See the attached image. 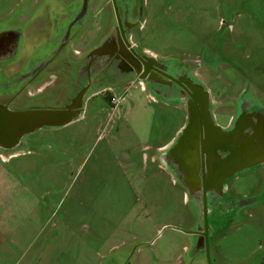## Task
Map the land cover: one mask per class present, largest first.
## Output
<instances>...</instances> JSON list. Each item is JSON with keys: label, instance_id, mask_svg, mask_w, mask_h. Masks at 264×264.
Returning <instances> with one entry per match:
<instances>
[{"label": "rangeland", "instance_id": "obj_1", "mask_svg": "<svg viewBox=\"0 0 264 264\" xmlns=\"http://www.w3.org/2000/svg\"><path fill=\"white\" fill-rule=\"evenodd\" d=\"M263 1L125 0L137 52L208 88L222 125L246 96L264 107ZM120 8V0H0V27L29 18L22 58L45 59L77 29L70 49L106 45ZM113 88L125 95L120 113L112 94L90 98L72 124L37 130L11 163L0 160L8 173L0 196L17 213L14 232L0 234V264H210L198 249V204L170 170L151 160L142 165L146 146L156 149L187 125L184 104L155 96L148 85ZM228 190L255 203L219 233L209 255L213 264H256L264 255V165L234 176Z\"/></svg>", "mask_w": 264, "mask_h": 264}, {"label": "flooded vegetation", "instance_id": "obj_2", "mask_svg": "<svg viewBox=\"0 0 264 264\" xmlns=\"http://www.w3.org/2000/svg\"><path fill=\"white\" fill-rule=\"evenodd\" d=\"M120 1L126 9L120 15L119 22L115 23L106 45L93 46L85 52L76 48L70 49L69 45L80 33L77 29L75 37H71V34L66 35L45 59H40L39 54L22 58L25 52L23 38L26 36L22 26L23 21H28L29 18L9 19L10 26L0 27V101L13 109L22 110L34 107L61 108L74 99L83 100V105L79 109L82 115L86 101L93 97L97 88L104 87V85L121 84V80H125V77L130 75L144 76L153 87L157 86V90H162L161 88L168 90L167 85H162L160 79H163L172 84L171 89L176 97L182 94L189 97L191 90L187 82L191 76L170 63L145 59L144 55L137 52L138 48L132 45L134 41L130 34L134 22L129 18L127 3L125 0ZM57 20L60 21L61 18ZM80 20L82 17L73 18L71 22ZM84 26L86 24L82 28L79 27L82 30ZM145 53L153 55L149 52ZM192 78L199 82L194 77ZM213 106L210 95L209 104L201 102L199 110L206 114L209 110L215 123L222 129L232 128L236 122L238 108L235 106L237 109L232 121L229 123L231 116L229 114L227 123L222 125L214 114ZM185 109L188 118L186 106ZM229 181L225 183L227 189L223 193L217 190L214 195L202 197L199 206L201 224L198 228L199 233H196L199 240L198 249L204 248L205 251L207 248L210 249L218 236V230L230 223L242 220V208L247 206L228 196ZM210 261L211 264L215 263L212 257ZM256 264H264V255L259 257Z\"/></svg>", "mask_w": 264, "mask_h": 264}, {"label": "water", "instance_id": "obj_3", "mask_svg": "<svg viewBox=\"0 0 264 264\" xmlns=\"http://www.w3.org/2000/svg\"><path fill=\"white\" fill-rule=\"evenodd\" d=\"M144 57L159 61L147 53ZM139 79L149 86L155 96L173 101L178 99L188 109L187 125L160 159L198 206L201 205L202 197L214 195L217 190L223 193L225 183L233 176L264 164L263 106L246 96L238 104L233 127L225 130L215 123L209 110L207 114L199 110L201 102L209 104L210 93L192 76L187 82L191 90L189 97L185 94L176 97L171 89L172 84L163 79H160L162 85H167L168 90H157V86L153 87L144 76ZM82 105L83 100L74 99L61 108L34 107L17 110L0 101V150L15 151L24 137L42 128H61L72 124L80 118L79 109ZM240 203L251 204L252 200ZM207 255L211 264L209 248Z\"/></svg>", "mask_w": 264, "mask_h": 264}, {"label": "crops", "instance_id": "obj_4", "mask_svg": "<svg viewBox=\"0 0 264 264\" xmlns=\"http://www.w3.org/2000/svg\"><path fill=\"white\" fill-rule=\"evenodd\" d=\"M263 5H264V1H263V3H262ZM262 8H264V6L262 7ZM120 11H121V13H120V15L121 14H123V10L120 8ZM111 21L112 22H114L112 25H111V27H110V30L112 31L113 30V28H114V26H115V23H116V19H115V17H113L112 19H111ZM142 26H143V24H142ZM141 26V27H142ZM104 42V40H102V42L99 44V45H97V47H99V46H101L102 45V43ZM151 54H153V53H151ZM153 55H155V54H153ZM140 81H142V80H140L139 79V77H136V76H134V75H130V76H127V77H125V80H121V86H122V91L124 90L125 92L124 93H126L127 91H128V89L131 87V86H133V87H135V88H138V86H139V82ZM144 82V81H143ZM145 83V82H144ZM146 85V84H145ZM111 88H113V85H104V87H99V88H97L96 89V93H94L93 94V97L92 98H94V97H98V96H102L103 94H110L109 93V91H110V89ZM206 88V87H205ZM113 89H116V88H113ZM146 89H147V85H146ZM208 91H209V93H210V90L208 89V88H206ZM149 96V95H148ZM147 97V96H146ZM91 98V99H92ZM251 99V98H250ZM251 100H253L254 101V99L252 98ZM89 102L91 101L90 99L88 100ZM123 101H125V95H124V98H123V100H122V103H123ZM238 101V100H237ZM255 102V101H254ZM121 103V104H122ZM257 103V102H256ZM185 108V107H184ZM120 110H121V105H120ZM233 115H231L230 116V118H229V123L232 121V119H233ZM184 126V125H183ZM182 126V127H183ZM180 135V131L179 130H177L175 133H174V135L170 138V139H168L164 144H162V145H159L156 149H152V148H150L149 146H146L143 150H142V165L144 166V168H147L148 167V164H149V161L151 160V163L152 164H156L157 166H158V168L159 169H165L166 167H165V165L162 163V161H161V159H160V157H162L163 156V154L164 153H166L167 151H168V148L173 144V143H175V141H176V139L178 138V136ZM145 151V152H144ZM0 153H3V152H1L0 151ZM14 153H17V152H14ZM8 154H13V152L12 153H8ZM17 155H18V153H17ZM17 155H15V156H17ZM15 156H12L7 162L8 163H11V159L13 158V157H15ZM0 160L1 161H3L1 158H0ZM3 162H5V161H3ZM264 165V164H263ZM262 166V165H261ZM260 167V166H259ZM258 168V167H257ZM257 168H255V169H257ZM252 170H254V169H252ZM168 171H169V169H168ZM251 171V170H250ZM248 172V171H247ZM6 173H7V170H6ZM6 173L4 174V168L0 165V177H1V175H6ZM243 173V172H242ZM8 174V173H7ZM240 174V173H239ZM238 175V174H237ZM236 176V175H235ZM234 177V176H233ZM232 177V178H233ZM231 178V179H232ZM230 179V180H231ZM228 182V181H227ZM226 189H227V187H226ZM226 189H225V191H226ZM185 194H187V191L185 192ZM209 195V194H208ZM207 195V196H208ZM261 196H259V198H260ZM187 198V197H186ZM8 199V198H7ZM7 199H5L3 196H0V234H12L13 232H14V229H13V218L17 215V213L13 210V209H11L8 205H6V203H7ZM253 203H255V202H253ZM253 203H251V205L253 204ZM244 208H242V210H243ZM242 219H243V215H242ZM226 227H228L227 225L226 226H224V227H222V229H220V230H218V235H219V233H221V231L224 229V228H226Z\"/></svg>", "mask_w": 264, "mask_h": 264}, {"label": "built area", "instance_id": "obj_5", "mask_svg": "<svg viewBox=\"0 0 264 264\" xmlns=\"http://www.w3.org/2000/svg\"><path fill=\"white\" fill-rule=\"evenodd\" d=\"M132 45L135 46L136 44L133 43ZM139 86L142 87V89L144 91H146V85H145V83L143 81L139 82ZM112 92H113V88H111L110 91H109V93L112 94L111 101H110L111 102V106H112V110L114 112L120 113V105L122 103L123 97H122V95L119 96V95H116L115 93H112ZM149 99L151 101L157 102V99L154 96H152V95H149ZM15 155H17V153H13V154L0 153V158L3 161H8L12 156H15Z\"/></svg>", "mask_w": 264, "mask_h": 264}]
</instances>
